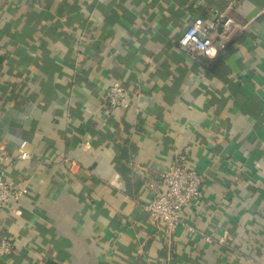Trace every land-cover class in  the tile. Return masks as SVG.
<instances>
[{
    "label": "crops",
    "instance_id": "obj_1",
    "mask_svg": "<svg viewBox=\"0 0 264 264\" xmlns=\"http://www.w3.org/2000/svg\"><path fill=\"white\" fill-rule=\"evenodd\" d=\"M232 3L226 49L177 46ZM264 0H0V150L30 160L0 264H264ZM118 82L125 110L105 98ZM178 155L202 197L174 233L145 209Z\"/></svg>",
    "mask_w": 264,
    "mask_h": 264
},
{
    "label": "built area",
    "instance_id": "obj_2",
    "mask_svg": "<svg viewBox=\"0 0 264 264\" xmlns=\"http://www.w3.org/2000/svg\"><path fill=\"white\" fill-rule=\"evenodd\" d=\"M231 10L232 3H229L223 10L209 9L204 15L193 19L177 43L189 61L199 63L213 53L217 55L226 49L236 28L230 16ZM105 98L111 110H125L129 106L131 93L120 83L114 82L106 89ZM27 148L28 143L21 141L14 156L0 150V211L17 213V205L25 189L12 181L8 174L15 168L16 162L30 160ZM160 183L162 191L147 202L145 209L155 227L174 233L181 225L182 211L202 197L204 179L195 169L188 167L185 155H178L169 170L161 176ZM12 249V242L0 236V258L9 255Z\"/></svg>",
    "mask_w": 264,
    "mask_h": 264
}]
</instances>
